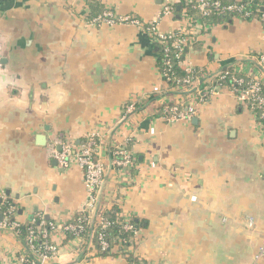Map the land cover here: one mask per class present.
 Listing matches in <instances>:
<instances>
[{
  "label": "crops",
  "instance_id": "crops-1",
  "mask_svg": "<svg viewBox=\"0 0 264 264\" xmlns=\"http://www.w3.org/2000/svg\"><path fill=\"white\" fill-rule=\"evenodd\" d=\"M164 1L0 0V194L21 225L37 213L71 220L86 199L83 173L74 158L53 164L49 149L98 131L101 203L137 221L128 252L139 264H264L254 259L264 241V123L227 87L194 99L190 120L165 121L158 110L179 94L157 69L154 41L139 27L92 22L106 10L150 22ZM187 24L168 15L158 27L188 32L184 62L202 71L201 85L228 67L262 80L261 20ZM117 147L135 158L129 176L112 164ZM24 249L0 229V264H24ZM54 264L128 262L117 246L82 256L63 242Z\"/></svg>",
  "mask_w": 264,
  "mask_h": 264
},
{
  "label": "built area",
  "instance_id": "built-area-1",
  "mask_svg": "<svg viewBox=\"0 0 264 264\" xmlns=\"http://www.w3.org/2000/svg\"><path fill=\"white\" fill-rule=\"evenodd\" d=\"M235 1L237 2L223 4L219 0H186V3L191 4L202 16H209L215 12L241 10L243 7V4H241L242 0ZM177 2L178 0H165L157 18L150 22H142L138 18L130 15L117 16L110 10L104 11L101 16L94 18L92 22L108 25L128 24L139 27L154 43L160 44L166 51L170 50V52H173L174 57L178 59L182 56L187 45L192 43L188 32L184 30L163 32L158 27V22L161 18L174 15L173 8ZM248 15V12L244 13V17ZM181 16L182 18L188 16L185 9L182 11ZM261 21L264 23V13L261 15ZM196 24L199 30L200 28L205 29L209 26L206 21L195 22L191 25L187 24V26L193 25L194 28ZM257 64L263 76L262 80L258 77L252 78L242 86V79L233 78L235 87L232 85L229 88L238 103L245 105L255 114L256 118V112L253 111L254 105H257L258 108L263 110L260 117L264 115V50L258 54ZM180 65L185 72V76L182 79L184 85L179 90L182 93L193 90L196 96L194 97L192 94L191 96L181 97L179 95L176 102L164 105L162 107L163 115L161 117L165 121L190 120L194 114L193 104H191L194 99L200 102L206 101L213 91L224 88L221 83L215 82L212 89L208 91V87L201 85L199 78L195 76V69L186 64L184 58L180 61ZM1 67L2 53L0 49V69ZM161 75L167 81V74L164 73ZM216 76L224 78L225 74L218 73L212 77ZM207 79H209L207 84H213L210 77H207ZM178 105L184 106L185 111H179ZM126 108L131 109L132 104H128ZM153 131L154 129L151 128L150 132L153 133ZM99 137L100 133L98 131H92L77 145L73 141L67 140L60 144L59 149L55 145L49 149L50 156L64 167L74 158L83 173L86 199L83 206L71 220L57 224L48 218L46 220L43 214L37 213L29 223L21 225L14 219L16 213L15 205L8 199L6 194H0V229L13 231L20 237L21 232L24 230L25 236L22 239L25 242V249L21 258L24 264H54L58 258L63 242L73 252L82 256H87L91 253L100 256L103 252L110 253L112 251V247L105 234V231L112 223L105 218L106 211L101 203V194L105 181V166L97 156V139ZM113 156L112 164L118 169L120 174L129 176L130 171L135 166V158L128 154L124 147L115 148ZM115 222L120 224L123 232L131 234L127 238V241L131 240L138 230L137 225L133 224L130 219L122 217L121 214L117 215ZM252 223V219L249 218L248 225L251 226ZM56 234L60 237L59 240H55ZM119 245V252H122V254L129 253V244L126 241H122ZM263 257L264 241L261 242L254 259L259 260Z\"/></svg>",
  "mask_w": 264,
  "mask_h": 264
},
{
  "label": "trees",
  "instance_id": "trees-1",
  "mask_svg": "<svg viewBox=\"0 0 264 264\" xmlns=\"http://www.w3.org/2000/svg\"><path fill=\"white\" fill-rule=\"evenodd\" d=\"M223 4H229V3H236L235 0H219ZM241 4H243V7L239 11H230V12H215L209 16H202L197 9L193 8L191 4L186 3V0H178L177 3H175V6L173 8L174 15H178V17L182 18V11L185 9L187 11L186 18L188 20V25L194 24L195 22H203L206 21V23L210 26H214L217 24H226L227 22L231 21L233 17H241L244 19L251 20L253 18L261 20V15L264 13V0H242ZM248 12L249 15L244 17V13ZM190 46H193L192 43H189L186 47V49L183 51L182 56L180 58H175L173 52H170V50L166 51L160 44H154L153 48L156 54V65L157 69L160 74H167V86L168 89H174V91L179 94L181 97H187L194 95V91L191 90L190 92L182 93L179 89L184 85L182 83V79L185 76V72L183 68L180 65V61L184 58L185 54L187 53V50ZM169 62V64H168ZM171 65V66H170ZM195 76L199 78L202 76V71L200 69H195L194 71ZM222 74H225L224 78H220L219 76L211 77V81L213 84H206L205 80H203V85L205 87H208V91L212 89L215 82L221 83L224 87H227V89L231 88L232 85L235 87V83L233 82L234 77H238L239 74L233 67L226 68ZM202 78V77H201ZM249 79H243L244 86ZM264 94V93H263ZM196 95H194L195 97ZM179 111L184 112L185 107L178 105ZM253 111L256 112L257 118L259 121L264 123V115L263 117H260L262 114V109L258 108L257 105H254ZM158 114L160 116L163 115L162 108L158 110ZM260 117V118H259ZM83 141V140H82ZM81 141V142H82ZM119 214V208L113 207L110 211H107L105 213V218L109 220L112 224L108 227V229L105 231L106 237L108 239V242L111 247L117 246V248L120 249V245L122 241H126L127 244L130 243L131 240L127 241V238L131 236L130 233L123 232L121 229L120 224L116 223L115 220L117 218V215ZM46 220L47 218L44 217ZM133 224L137 225L136 220H131ZM24 231V230H23ZM21 232V238L25 236L24 232ZM126 239V240H124ZM108 255V252H103L100 254V256H106ZM125 259L128 262V264H139V262L130 254V253H124ZM142 264V263H141Z\"/></svg>",
  "mask_w": 264,
  "mask_h": 264
},
{
  "label": "water",
  "instance_id": "water-1",
  "mask_svg": "<svg viewBox=\"0 0 264 264\" xmlns=\"http://www.w3.org/2000/svg\"><path fill=\"white\" fill-rule=\"evenodd\" d=\"M195 120L196 119L193 118V122H195ZM36 142L39 145H44L46 143V136H44V135H37L36 136ZM52 163L56 165L57 162H56V160H53ZM6 194L8 195V192Z\"/></svg>",
  "mask_w": 264,
  "mask_h": 264
},
{
  "label": "rangeland",
  "instance_id": "rangeland-1",
  "mask_svg": "<svg viewBox=\"0 0 264 264\" xmlns=\"http://www.w3.org/2000/svg\"><path fill=\"white\" fill-rule=\"evenodd\" d=\"M182 14V13H181Z\"/></svg>",
  "mask_w": 264,
  "mask_h": 264
}]
</instances>
